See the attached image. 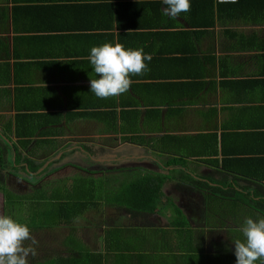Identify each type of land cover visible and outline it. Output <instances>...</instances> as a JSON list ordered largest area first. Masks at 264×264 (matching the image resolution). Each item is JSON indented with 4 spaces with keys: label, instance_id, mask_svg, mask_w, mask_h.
Instances as JSON below:
<instances>
[{
    "label": "crops",
    "instance_id": "0c3cea01",
    "mask_svg": "<svg viewBox=\"0 0 264 264\" xmlns=\"http://www.w3.org/2000/svg\"><path fill=\"white\" fill-rule=\"evenodd\" d=\"M165 7L163 0H0V143L12 154L27 138L17 129L33 133L43 169L73 156V166L57 165L78 173L67 181L89 184L88 199L78 188L65 206L60 201L73 227L58 242L46 238L53 251L41 261L236 264L240 227L264 217V0H191L176 18ZM117 42L152 60L126 93L101 99L91 93L99 77L90 49ZM88 162L106 163L107 177ZM128 171L134 179L170 177L162 193L172 202L155 214L133 213ZM178 175L210 181L229 199L202 194ZM48 197L42 210L53 205Z\"/></svg>",
    "mask_w": 264,
    "mask_h": 264
},
{
    "label": "trees",
    "instance_id": "16d2710c",
    "mask_svg": "<svg viewBox=\"0 0 264 264\" xmlns=\"http://www.w3.org/2000/svg\"><path fill=\"white\" fill-rule=\"evenodd\" d=\"M18 131L19 128L16 132V136L18 138H22V136H27V138L26 140H20L17 142V144L12 145V154L8 153V144L0 143L3 146L5 152V158H0V179L3 178L0 180L1 192L5 194L4 197L6 199V204L10 208L13 207V219L22 224H26L30 228L31 232L36 234H38V232H45L48 236L51 235L52 239H55V242H58L61 239V230L64 229L66 231L73 227L72 214L64 215L63 211H60V213L58 212L59 206H61L60 201L62 207L65 206L66 203L70 201V199H73L77 195L78 188L80 189L82 196L85 195L84 197L88 199L89 195H87V193L89 190V184L87 185L84 179L72 178L71 181L73 184L67 185L64 183L67 181L66 180L62 182L63 184H61L60 188H54L53 190L47 189L52 185V183L45 185L42 183L41 186H39L37 183L55 171L54 169H50L59 167V165H57L59 163L56 162L55 164H49L43 169L47 163L46 160L45 162L43 161L44 163L38 161L35 158L37 157L36 153L38 149L35 150V148H31L32 141H30V138L33 136V133L23 134L19 133ZM13 155L14 160L12 159ZM176 162L178 163L177 160ZM172 166H174V164ZM7 171L8 174H6ZM129 171L124 172L125 176L129 175V177L132 179L130 185L126 189L125 198L127 208H129L133 213L140 214L139 216L155 214L157 211L161 210V208L169 205V203L172 202L171 199L166 198V196L162 193V188L166 181L170 179V177L144 174L142 178L134 179L133 177L136 176L131 174L132 171ZM3 174L10 175L12 177L21 175L23 180L27 179L24 180V182L30 185L29 188L31 191L25 193V195L14 196L9 194V192H7L4 187L5 184L2 185L5 179ZM136 175L138 176V174ZM179 178L182 183L187 181L192 182L194 189H197L196 191H201L200 193L211 198L229 199L228 196L231 192L225 191V189L220 186H214L210 181L208 182L205 180H198L191 175L184 177L179 176ZM47 196H51L49 197V201H52L49 202L47 206H50L51 204L53 205L50 210H42L39 207L40 203L42 202V205L44 206L46 204L45 197ZM63 210L70 213L72 208H66ZM22 211L24 213L28 212L29 216L27 218V222H25L21 216ZM76 211L75 213H77ZM52 243L53 242H49V245L52 246ZM38 264H68V262H64L59 258L57 259L51 257L39 262ZM69 264L75 263L74 261H71Z\"/></svg>",
    "mask_w": 264,
    "mask_h": 264
},
{
    "label": "clouds",
    "instance_id": "9594fccd",
    "mask_svg": "<svg viewBox=\"0 0 264 264\" xmlns=\"http://www.w3.org/2000/svg\"><path fill=\"white\" fill-rule=\"evenodd\" d=\"M164 15L172 18L191 10V0H163ZM88 59L99 78H91V93L101 99L126 93L133 81L131 76L143 75L148 71L152 56L143 48L126 49L117 42L104 43L90 49ZM239 231L244 239L233 240L236 264H264V217L256 220L249 217ZM37 243L30 228L9 215H0V264H28V256L36 255L35 248L25 247L26 241Z\"/></svg>",
    "mask_w": 264,
    "mask_h": 264
},
{
    "label": "rangeland",
    "instance_id": "374dc122",
    "mask_svg": "<svg viewBox=\"0 0 264 264\" xmlns=\"http://www.w3.org/2000/svg\"><path fill=\"white\" fill-rule=\"evenodd\" d=\"M41 154H44V153L42 152ZM23 155H25V154H23ZM0 158H2V159L5 158V152H4V149H3L2 145L0 147ZM35 158L38 161H41V162L44 161V160H42V157L40 158L39 155L37 157H35ZM49 161L52 162L51 159ZM89 161H91V160H89ZM67 162L70 163V165L73 166V164H75V157H73V156L72 157L71 156L66 157L65 160H63V161L61 160L58 163L59 164L63 163V166H66ZM114 163H115V165L117 167L121 168V165L118 166V162H114ZM88 164L90 166L89 168H93L94 170L100 169L101 172L104 174V176L107 177V174H108L107 170L110 169V167L107 166L106 163L95 164L97 167H95V165L92 162H88ZM60 168H62V167L51 168L50 170L54 169L55 171H53L48 177L44 178L43 180H41L37 184H39V186H41L42 183H44V185L48 184V183H52V185L50 187H48L47 189L53 190L54 188H56V189L60 188L61 184H63L62 182L66 181L68 178H71L72 176H78V173H76V172H69V171H66V170H61ZM86 170H88V169L86 168ZM6 174H8V171L6 172ZM6 174H3L5 179H4V183H2V185L5 184L4 187L7 190V192H9V194L14 195V196L15 195H25V193H28L30 191V190H28L30 185H28V184L26 185L25 182H24V180H27V179L23 180L22 179L23 177L21 175H17V177H12V176L6 175ZM182 177H184V176H182ZM2 179L3 178H1L0 180H2ZM107 180H108V178H105L103 180L104 183ZM70 181H66L64 183L69 185V183H71ZM115 181H117V179H115V178H111L110 179L111 183H115ZM55 183H59V184H55ZM115 193L118 194V192H115ZM104 194H105L104 191H99L97 193V198H101L102 196H105ZM4 196H5V194L2 193L1 189H0V215H9L12 218H14L13 212H12L13 207L10 208L6 204V199H5ZM49 197H51V196H49ZM126 205H127V203H126ZM21 216L23 217L24 221L27 222V218L29 216L28 212L24 213L22 211ZM31 234L35 238L37 243L33 245L31 243V241L29 240V241L25 242V247H29L30 246V247L35 248L36 255L33 256L30 253L28 258H27V260H28V264H38L39 262H42L41 260L44 259L46 256H49L50 252H52L53 250H51L50 249L51 247H49V241L46 240V238L49 237V236L45 232H41V233L38 232V234L31 232Z\"/></svg>",
    "mask_w": 264,
    "mask_h": 264
},
{
    "label": "flooded vegetation",
    "instance_id": "af4514ba",
    "mask_svg": "<svg viewBox=\"0 0 264 264\" xmlns=\"http://www.w3.org/2000/svg\"><path fill=\"white\" fill-rule=\"evenodd\" d=\"M122 166H123L124 168L127 167V166H125V165H122Z\"/></svg>",
    "mask_w": 264,
    "mask_h": 264
}]
</instances>
